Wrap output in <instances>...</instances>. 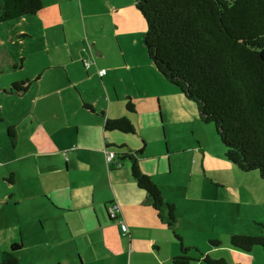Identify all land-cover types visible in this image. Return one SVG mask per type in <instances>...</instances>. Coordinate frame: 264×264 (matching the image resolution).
I'll list each match as a JSON object with an SVG mask.
<instances>
[{"label": "rangeland", "instance_id": "obj_1", "mask_svg": "<svg viewBox=\"0 0 264 264\" xmlns=\"http://www.w3.org/2000/svg\"><path fill=\"white\" fill-rule=\"evenodd\" d=\"M83 1L85 20L81 15L82 0H42L43 8L37 15H28L25 18L0 23V88L8 85L9 81L13 79L21 81L26 78L23 75L42 66L50 60L51 56L60 55L64 59L70 58V50L65 51L67 45L72 48L74 58L79 59L77 63L81 65L79 49L84 47V54L88 55L90 44L94 40H98L99 46L104 47L105 50L106 46L114 51L116 48L119 49V44L122 47L121 41L113 35L116 23L106 9V2L112 4V1ZM118 1L124 5L123 11H125V17L128 20L125 21L126 23L135 27L136 23L144 24V19L136 8L135 0ZM3 2L4 0H0V6ZM139 34L140 46H142L145 34L144 32ZM125 42H128L134 52L137 47L139 48V46H132L127 38L123 40L124 44ZM49 48L51 53H48ZM118 52L120 53L119 50ZM57 53L60 54L57 55ZM97 59L104 62L105 56L97 55ZM14 61L20 66L24 61V70L17 69L13 65ZM117 62L124 63L122 54L117 56ZM86 64H90V62ZM118 72L117 77L122 79L117 78L116 85L119 84L121 89L126 86L135 88L130 73L123 66L119 67ZM160 80L162 81L157 82L152 79L148 82V86H138L139 90H134L135 96H137V99L133 98L137 109L134 115L136 116L134 125L136 133L123 134L110 131L108 134L118 133L128 139L127 145L132 147L140 158L145 155L148 156V160L152 161L155 153L168 152L167 155L165 154L169 158L168 172L166 171L165 175L155 172L153 179L155 181L160 179L166 195L180 203L186 217L189 215L185 210L188 205H191V200L188 201L186 197V191L190 185H195V247L200 251L208 248L225 251L231 246L230 239L234 234H264V179L260 172L258 170L241 171L237 165L229 161L226 158L225 146L217 133L215 124L201 120L196 101L187 99L181 90L168 82L164 76ZM36 91L37 89L21 99L9 95H6L7 97L0 96V230L7 226L16 230L20 228L23 248L18 251L19 264H59L60 262L63 264H98L96 259L98 252L105 248L108 250V243L101 238L100 233H88L84 225L78 226L73 221L72 229L79 230L77 238H75L69 234L68 224L61 222L62 225H58L54 222L52 225L50 220L42 216L43 211L38 210L39 204L35 199H22L21 203H16L27 189L24 190V185L20 180H16L14 185H9L2 178L7 171H9L7 172L8 176L11 171L16 172L19 169L18 165L21 166L22 163L34 167L36 172L39 170L33 163L34 157L24 156L31 146L25 140H21L15 147L8 136L7 121L2 118L6 117L14 121L13 119L19 116L20 111L31 109V97L35 95ZM64 92L51 97L49 99L51 105L48 108L37 110L40 117L45 116L47 112L51 114L52 110L58 111L62 116L58 122L51 119L45 128L53 129L55 126L60 128L61 125L64 126L67 119H71L75 123L78 122L82 128L81 134H71L79 138L72 141L76 142L75 147L98 145L100 135L95 133L94 123H92L94 121H86L82 115H76V113L68 115L66 103L69 96ZM88 93L85 95L82 92L81 94L88 99H96V101L98 99L100 101L98 102L99 108L107 107V98L95 80L89 84ZM153 96L155 100H152ZM126 101L127 98L125 105ZM154 102L159 104L161 109L162 122L160 125L149 122L147 107ZM97 119L94 117V120ZM31 121H33L32 118L26 120V129L21 133L24 138L28 137L32 127L38 124V121L34 124ZM85 130L88 135L82 136ZM68 134H61V137L62 140L70 143L69 147H72L73 144L69 142ZM144 142H146V147L142 152ZM194 145L195 148H198L199 153H195V171L192 177L189 162L194 156V152L191 151ZM46 158L60 160L61 156L56 153L51 157L41 156L40 160ZM66 163L65 161L64 166ZM64 173L65 175L60 173L54 180L64 177L70 179L71 175L74 176V170L67 173L64 171ZM105 179V176H102L98 178V181L104 185L105 191H107L108 183ZM208 188L220 190V207L217 210L215 209V200L209 193H203V191H208ZM10 193L16 194L10 198ZM74 213L61 212L62 216L72 218H74ZM41 219L46 228H42ZM183 229L186 228L183 227ZM125 233L120 231L119 224L111 226V245L114 246L115 242L122 240V234L125 236ZM185 237L186 242L188 237L192 238V236ZM213 240H219L220 244L214 246L211 242ZM255 247L254 250L261 253L263 257L260 256L264 261L263 247L260 245ZM191 252L196 253V251ZM108 258L112 264V258Z\"/></svg>", "mask_w": 264, "mask_h": 264}, {"label": "crops", "instance_id": "obj_2", "mask_svg": "<svg viewBox=\"0 0 264 264\" xmlns=\"http://www.w3.org/2000/svg\"><path fill=\"white\" fill-rule=\"evenodd\" d=\"M110 1H112V4L106 2V9L116 23L113 35L117 36L118 40L121 41L122 47L119 44V49L116 48V51H114L106 46L105 50L104 47L99 46L98 40H94L90 44L91 48L88 55L84 54V47L79 49L80 59H82L81 65L77 63L79 59L74 58L72 48L67 45L65 46V51L70 50V58L64 59L60 55L57 57L51 56L50 60L42 66H38L31 73L23 75L26 78L21 79V81H30V86L24 93L17 94L9 91L11 84L20 82L19 79H13L9 81L8 85L0 88V96L5 95L3 97H7L6 95H9L20 99L37 89L35 95L31 97V109L20 111L19 116L13 119L14 121L6 117L2 118L7 121V129L13 127L15 130L14 137H11L7 131L8 136L11 138V143L17 147L21 140H25L31 148L27 151L28 154L26 153L24 156L34 157L33 163L39 169L36 172L34 167L22 163L21 166L18 165L19 169L16 172L11 171L8 176L7 172L9 171H7L3 174L2 178L9 185H14L17 182L16 180H20L24 185V190L27 189L22 197L17 199L16 203H21L22 199H35L39 204L38 210L43 211L42 216L50 220L52 225H54V222L58 223V225L61 222H64L66 225L68 224L69 234H72L75 238H77L79 230L75 231L72 229L71 224L73 221L78 226L84 225L88 233H100L101 238L108 243V250L105 248L98 252L99 255L97 254L98 257H96L98 264H111L108 257L112 258V264H173V258L181 254L182 246L175 238V232L179 233L182 237L184 246L195 247V185H190L186 191L188 201L191 200V205H188L185 210L186 214L189 215L186 217L180 203L175 199H170L166 195L160 179H157L159 181L153 179L155 172L165 175L167 169H169V158L165 156L168 152L166 151L163 154L155 153L152 161L148 160V156L145 155L140 158L137 156V152L127 145L128 139L118 133L108 134L110 130H105L104 125L107 118L119 119L127 116L135 125L136 116L134 115L137 109L133 113L127 111V109L125 110V99H137L134 90H139L138 86L146 87L149 85L148 82L150 80L154 79L157 82H161L162 80L160 79L163 78V75L158 72L148 56L144 38V45L140 46L139 33L144 32L145 34V19L143 18L144 24L136 23V27L130 23H126L125 21L128 20L125 17V11H123L124 5L118 0ZM81 3V15L83 20H85L84 1L82 0ZM21 18H25V16ZM24 36L27 35L24 34ZM125 38H127V41L132 46H139V48H136V52L129 47L128 42L123 43ZM48 53H51L50 48ZM121 54L124 63L117 62V56ZM97 55L105 56L104 62L98 61ZM87 62H90V64H86ZM13 65L17 69L19 68V70H24L25 68L24 61L21 66L16 61L13 62ZM121 66L130 73L135 88L125 85L126 87L121 89L119 84L116 85V80L121 78L117 77L119 74L118 69ZM102 70H106V73L103 74ZM123 79L126 80L125 77ZM94 80L107 98L108 105L105 108L98 107V102H100L98 99L97 101L96 99H88V97H83L81 94L82 92L85 95L89 94V84ZM63 92L69 96L66 103L68 115L76 113V115H82L86 121H94L92 123H94L93 128L96 130L95 133L96 135H100L98 145L75 147L74 144L76 142L72 141L79 138L71 134H81L82 128L78 122L75 123L71 119H67L64 126L58 125L60 128L57 126L53 129L49 127L48 129L45 128L51 119L58 122L62 116H60L58 111L52 110L51 114L47 112L45 116L40 117L37 110L48 108L51 105L49 104V99ZM151 98L155 100L154 96ZM75 100L79 102L77 103ZM84 103L90 105L91 108H86ZM147 110L149 112V122L160 125L162 113L159 104L154 102L151 106L147 107ZM94 117L98 119L94 120ZM29 118H32V124L36 123V121H38V124L32 127L31 132L28 133V137L24 138L21 133L26 129L25 123ZM65 133H69V142H72V147H69L70 143L62 140L61 134ZM86 135H88L87 130L84 131L82 136ZM118 146L123 147L120 149ZM145 147L146 142L145 145L143 144L142 152ZM111 150L116 151V156L112 162L108 163L107 151ZM191 151L192 153L194 152V156L191 158L189 166L191 176L193 177L196 160L195 153L198 154L199 150L194 145ZM56 153L60 154V160H51L49 158L42 159L43 161L40 160L41 156L51 157L52 154ZM129 153L136 155L140 168L150 175L161 188L165 201L175 204L177 222L173 227L167 223L166 215L168 210L166 206L162 209L163 216L161 217L153 208L147 191L138 186L132 174L130 160L122 158L124 154ZM65 161L67 163L64 166ZM63 167L64 170L62 171ZM70 170H74V176L71 175L72 178L64 177L60 180H54L60 173L65 175L64 171L67 173ZM102 176H105V180L108 183L107 191H105L104 185L98 181V178ZM9 177L12 181L7 179ZM203 193H209L211 198L215 200V209L217 210L220 207V190L208 188V191H203ZM13 194L10 193V198L13 197ZM111 202L119 204V216L128 226L125 236L122 234V240L115 242L114 246L111 245L110 227L119 224L120 231L122 232L123 230L119 221L111 219L107 212V206ZM62 211H66L67 213L75 212L74 218L62 216ZM40 224L42 228H46L42 219L40 220ZM183 227L186 229L184 230ZM248 235L259 234L248 233ZM185 236H192V238L188 237V241L186 242ZM21 237L20 228L16 230L15 228L10 229L7 226L3 230H0V253L2 254L4 250L9 249L12 242L19 240ZM255 248H253V252L251 251L252 253L239 251L232 246H229L222 252L211 248L203 249L202 251L209 254L212 258H224L230 263L264 264L261 253L254 250ZM59 264H63V262ZM191 264H205V262L200 259Z\"/></svg>", "mask_w": 264, "mask_h": 264}, {"label": "trees", "instance_id": "obj_3", "mask_svg": "<svg viewBox=\"0 0 264 264\" xmlns=\"http://www.w3.org/2000/svg\"><path fill=\"white\" fill-rule=\"evenodd\" d=\"M135 5L145 19L144 43L158 72L187 99L196 101L202 121L215 124L226 158L241 171L258 170L264 179V0H135ZM42 8V0H4L0 23L37 14ZM29 86V80L14 82L9 91L22 94ZM126 109L136 112L131 98L127 99ZM104 127L136 132L127 116L107 118ZM14 131L8 128L11 137ZM109 152H114V159L116 151H107V156ZM122 158L130 160L133 177L147 191L161 217L166 206L167 223L173 227L177 222L175 204L165 201L161 188L140 168L135 154H124ZM114 203L107 206V212L122 228L126 222L119 216L120 206L116 214L110 211ZM174 236L182 246L173 264H191L200 259L205 264H242L212 258L196 247L184 246L178 233ZM22 240L12 242L2 252L0 264H19ZM211 242L214 246L220 244L219 240ZM230 243L247 253L256 245L264 250V234H234Z\"/></svg>", "mask_w": 264, "mask_h": 264}, {"label": "built area", "instance_id": "obj_4", "mask_svg": "<svg viewBox=\"0 0 264 264\" xmlns=\"http://www.w3.org/2000/svg\"><path fill=\"white\" fill-rule=\"evenodd\" d=\"M105 72H106V70H102V73H105ZM113 157H114V152H109V153H108V156H107L108 161H110L111 159H113ZM118 209H119V204H118V203H114V204H112V205L110 206V211L113 212V214H116L117 211H118ZM122 229H123V231H125V232L128 231V226H127V224L123 223V225H122Z\"/></svg>", "mask_w": 264, "mask_h": 264}]
</instances>
